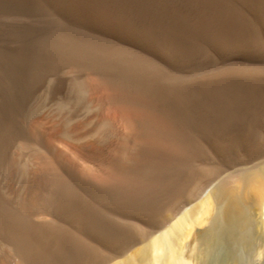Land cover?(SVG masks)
I'll use <instances>...</instances> for the list:
<instances>
[{
    "label": "bare ground",
    "instance_id": "obj_1",
    "mask_svg": "<svg viewBox=\"0 0 264 264\" xmlns=\"http://www.w3.org/2000/svg\"><path fill=\"white\" fill-rule=\"evenodd\" d=\"M39 20L55 32L29 49ZM262 21L264 0H0V264H79L87 255L92 264L121 255L109 263L212 264L230 241L262 256L264 157L251 164L253 154L152 236L166 210L176 218L187 205L196 177L192 192L242 160L228 158L227 134L252 136L263 120L264 67L241 64ZM214 49L230 63L211 71ZM196 66L202 75L168 72ZM107 106L124 108L123 132ZM118 134L124 144L111 148ZM201 135L219 158L194 168L209 155ZM93 201L132 221L104 216ZM200 216L209 226L186 244Z\"/></svg>",
    "mask_w": 264,
    "mask_h": 264
},
{
    "label": "rangeland",
    "instance_id": "obj_2",
    "mask_svg": "<svg viewBox=\"0 0 264 264\" xmlns=\"http://www.w3.org/2000/svg\"><path fill=\"white\" fill-rule=\"evenodd\" d=\"M32 24L35 27H37V28H41L43 33L41 35H35V36H32V37H29L26 40L27 42H29L28 43V48L29 49H32V48H35V47H40V45H43L44 43H46L45 39L48 38V34H53L55 32V27L50 22H45L43 20H39L38 22H32ZM258 24L256 25V28H257L256 29V33H257L256 35L257 36L256 37L254 36L255 42L252 41L253 44L249 45V47L246 48L245 55H243V61L241 62V64H245L243 66H246V67H258V68L259 67H262V68L264 67V21H262V23H258ZM33 37H35V38H33ZM216 50L217 49H214L213 51H215L217 54L212 52L213 53L212 54V58L213 59H211V63L209 65V68H210L209 70H211V71L219 70V69L223 68V66L224 67L228 66L229 65L228 63H230L229 61H225L224 55L219 50L218 51H216ZM219 52L221 54H219ZM226 62H228V63H226ZM226 64H228V65H226ZM199 68L200 69L198 70V66H196L194 69L191 68V70H190V69L186 68V71L179 70L178 72H177L176 69L173 68V70L170 69L171 71H168V72L170 74H172V75L176 74L178 77L180 76L179 78H191V77H194L197 73H199L197 75H200V74L202 75L204 73V71H205L204 70L205 69L204 66H199ZM172 71H174V72H172ZM201 72H203V73H201ZM179 73H181V74L179 75ZM188 76H190V77H188ZM103 91L104 90H100L99 93L103 94ZM105 108H106V106H105ZM123 109L124 108L122 106H115V107H113V106L112 107L111 106L108 107L107 106V109L104 110L105 115L112 116L113 114H115V116H116L115 119L118 117L116 120L119 121V122H115V125L117 127V124L120 123V126H118V127L121 128L122 132L124 131V128H125V121H123V119L122 120H118V119L122 118V116L120 118V115H122V114H120V113H122L120 111L123 110ZM262 113H263V115H262L263 116V120H261L259 124L255 125V127L253 129L252 136L250 134H247L246 132H243V131H234L235 134H227V137H225V145L228 147V152H227L228 158L230 160L231 159H233V160L242 159V160L239 161L237 164L233 165L231 167L232 168L231 171H228V172L224 171L218 176H215V177L213 176L211 178V180H209L207 183L202 184V186L200 185L198 187V188H202V189H198L197 188V190L195 189L192 192L191 189L194 188L193 185H195V183H196V185L198 184L196 180H202V178H200L201 176L196 177V179L194 180L195 183L192 184L191 186H189L187 188V190H185V193H184V196L182 197V200L184 201V199H185L187 205L185 207H183L184 209L183 208L181 209V211L176 215V218L174 217L175 215H171L172 213H169V211L166 210V213H165L166 215H165L164 219L166 220V223H168L167 226L169 224L171 225L174 222L178 221L180 219V217L186 211H188V209L192 205L196 206V205L202 203L203 201H205L208 198V195H209L210 191L212 190V188L217 183H219L220 181L225 180L227 178L228 173H231V172H234V171L235 172L239 171V173H241L243 169L249 167V165H251L253 163L258 162L259 160H261L264 157V112L262 111ZM28 119H29L28 116H23L21 118V121L19 123V127L21 129H24V130L26 129L27 130V128H30L29 124H28ZM118 135H117V138L120 141L118 140L116 142L117 138H115V144L113 143L115 146L112 144L113 146L111 145V148L120 147V145L122 146L124 144V143L120 144V142H122L121 137H120V135L122 136V133L119 135V137H118ZM209 137H211V136H209ZM197 139H198L197 143L199 144V146H201V148L203 147L202 149L205 148V150H204L205 154L208 155L207 153L209 152V155L207 157L204 156L205 158L204 157L203 158L200 157V158H196L195 160L193 159L194 161H192L191 165L192 166L194 165V168L201 167V166H204V165L208 166L209 165L208 163L213 162L214 159H215L214 161L218 160V158H219L218 154L219 153H217V150L213 147V145L202 135L198 136ZM221 142L224 143L222 140H221ZM215 153H216V155H215ZM250 154L251 155L253 154L254 156L253 155L252 156L254 158L251 157ZM216 156H217V159H216ZM250 157L252 158L253 162L251 161L252 163L248 164L247 161H248V159ZM202 159H205V160L203 161ZM254 160H256V161H254ZM242 161L245 162V164L243 166L241 165ZM202 163H203V165H202ZM63 173L64 172H62V175L64 177L68 178L67 174L64 175ZM79 191L81 192L80 194H84L85 195V197H84V195H82L83 200L85 202L87 201L86 203H90L89 201H91V196L86 191L85 192L82 191V190H79ZM190 191L192 193H190ZM262 191H263V197H264V187L262 188ZM188 193H189V195H188L189 198H188V196H186ZM87 195L90 196L89 197L90 199L88 198ZM193 196H194V198H193ZM185 197L188 198L187 199L188 201L186 200ZM88 199H89V201H88ZM92 204L98 206V209L100 210V212H102V214L104 216L107 215L106 217H110V218L112 217V219H114V220L116 219L117 220L116 222H118V223L119 222H124V221H132V218L126 217L125 214H123L121 212H118V211H114V210L108 208L107 206L106 207L104 205L100 206V205L96 204L94 201L92 202ZM181 204H182V201H181L180 205ZM208 205H209V208H207L206 212H207V214H209V216L211 218L212 216L215 215L217 206L213 202L211 203V201H208ZM99 207H102V208L104 207L105 211H101L102 208H99ZM110 212L112 213V216L109 215V214H111ZM114 212H116V213H114ZM256 213L257 214H256L255 217H256V219H258L259 222L263 218V221L261 223L262 225H260L258 223L257 229H258V231L261 234L264 235V215L262 217V214L260 213V206H258V210H257ZM157 219H158V217H156V220ZM199 219H200L199 225L194 228V231L193 232H189V231L186 232V235H185L186 244L190 243L192 234L196 230H200V229L203 230V229H205V228H207L209 226V221H206V219L203 221L201 216L199 217ZM166 223H165V225H166ZM165 225H163L164 227H162L156 234H154L152 236H154V238H155L157 235H159L162 232H164L165 230H167L170 225L168 227L167 226L165 227ZM151 237L149 238L150 241H151V239H153ZM123 245L121 247L122 249L127 247L126 243H124ZM106 246H108V245H105V246L103 245V246H101V248L110 250ZM108 247H110V246H108ZM138 247H139V245L133 247L134 249L128 250V251H130L132 253V251L137 249ZM222 248H223V250H222ZM222 248H220L221 249L220 255L218 256V258L212 264H217V263L218 264H264V254H262V256L257 255V254H252L249 250H248V252L247 251H243L242 252V250H240L239 246L237 245V243L235 241H230L229 245L226 244V246L222 247ZM128 251H127L126 254L129 255L130 252L128 253ZM126 254H124V258H125V256H127ZM243 255H244L245 258L243 257ZM87 256H85L83 258L84 260L82 262H80L81 264H84V262H85V264H89V263L92 264V262H90L89 259H86ZM122 257H123V255H121L120 257H117L119 259H114V260H111V261H105L106 258L104 256H102V258L100 259L102 261L99 260L98 264L99 263L100 264H102V263L104 264V262H105V264L106 263L107 264H113L117 260L118 261L122 260L123 259ZM207 259L208 258H206V260H205V264H208V260ZM109 262H113V263H109Z\"/></svg>",
    "mask_w": 264,
    "mask_h": 264
}]
</instances>
